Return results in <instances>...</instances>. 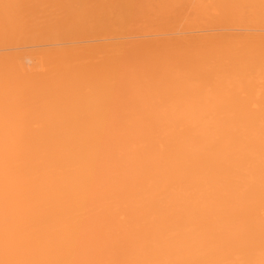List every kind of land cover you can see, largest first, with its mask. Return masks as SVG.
Here are the masks:
<instances>
[{"label":"bare ground","instance_id":"bare-ground-1","mask_svg":"<svg viewBox=\"0 0 264 264\" xmlns=\"http://www.w3.org/2000/svg\"><path fill=\"white\" fill-rule=\"evenodd\" d=\"M193 8V0H0V106L21 126L25 159L48 195L85 180L81 194L111 192L112 225L130 228V198L145 204L195 182L237 145L258 176L264 0Z\"/></svg>","mask_w":264,"mask_h":264},{"label":"clouds","instance_id":"clouds-1","mask_svg":"<svg viewBox=\"0 0 264 264\" xmlns=\"http://www.w3.org/2000/svg\"><path fill=\"white\" fill-rule=\"evenodd\" d=\"M259 153L258 176L237 145L195 182L145 204L125 197L136 223L119 228L109 191L85 196V180H68L62 197L47 194L0 106V264H264V141Z\"/></svg>","mask_w":264,"mask_h":264},{"label":"rangeland","instance_id":"rangeland-1","mask_svg":"<svg viewBox=\"0 0 264 264\" xmlns=\"http://www.w3.org/2000/svg\"><path fill=\"white\" fill-rule=\"evenodd\" d=\"M195 33H196V32H195ZM195 33H194V34H195ZM197 33H198V32H197ZM197 33H196V34H197ZM205 33L211 35V34H214L215 32H214V31H205ZM205 33H204V32H200L199 34H205ZM189 34H191V33H189ZM176 35H177V34H176ZM153 36H154V35H153ZM156 36H158V35H156ZM161 36H162V35H161ZM151 37H152V36H151ZM159 37H160V35H159ZM146 38H147V37H146ZM85 39H86V40H85ZM85 39L82 38L81 40H83L84 42L88 41L87 44H83L84 42H82L80 39L77 40V41H73V42L70 41V42H68L67 44H68V46L71 45V43H72V44H75V45H77V43H80V45H81V44H83V45H90V44H94V42H96V41L98 42V40H95V39H90L91 41L89 40V38H85ZM93 40H95V41H93ZM120 40H126V39H120ZM114 41H119V39L114 40ZM51 42H52V41H51ZM74 42H75V43H74ZM90 42H92V43H90ZM51 45H54V48H56V47H55L56 45H55L54 43L46 44L45 46H49V48L52 49V48H51V47H52ZM45 46L43 45V48H46ZM50 46H51V47H50ZM60 46H61V45H59V47H60ZM65 46H67V45H65ZM71 46H74V45H71ZM41 48H42V47H41ZM41 48H40V49H41ZM49 48H48V49H49ZM0 52H1V51H0ZM2 52H3V51H2ZM3 53H4V52H3ZM3 53H0V54H3Z\"/></svg>","mask_w":264,"mask_h":264}]
</instances>
